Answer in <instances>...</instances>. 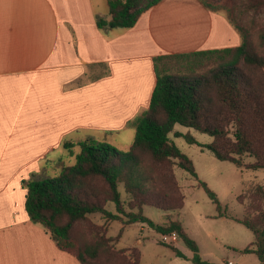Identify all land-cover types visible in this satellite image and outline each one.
Returning a JSON list of instances; mask_svg holds the SVG:
<instances>
[{
  "label": "crops",
  "instance_id": "obj_1",
  "mask_svg": "<svg viewBox=\"0 0 264 264\" xmlns=\"http://www.w3.org/2000/svg\"><path fill=\"white\" fill-rule=\"evenodd\" d=\"M99 18L108 0H0V264H82L31 220L25 183L51 176L64 143L130 128L149 108L155 57L242 43L203 0H161L132 27Z\"/></svg>",
  "mask_w": 264,
  "mask_h": 264
},
{
  "label": "trees",
  "instance_id": "obj_2",
  "mask_svg": "<svg viewBox=\"0 0 264 264\" xmlns=\"http://www.w3.org/2000/svg\"><path fill=\"white\" fill-rule=\"evenodd\" d=\"M160 1L108 0L110 19L99 18L97 24L100 28L132 27ZM216 1L203 0L210 10H222ZM232 8L227 16L242 36L241 45L154 58L156 86L149 108L129 123L136 131L129 151L93 138L64 143L71 154L72 148L79 146L75 163L64 166L54 176L32 178L25 183L26 210L31 220L42 224L59 249L74 255L82 264H95L103 254L108 255V264H142L140 248L133 247L128 255L115 251L117 238L106 237L99 229L89 240L76 242L74 227L95 213L124 225L142 223L164 235L175 234L193 252L195 264H211L202 259L197 242L179 217H169L158 224L144 214V206L166 212L183 207L173 160L198 179L193 161L170 138L176 124L212 136L213 141L203 147L217 159L238 167L264 168V54L259 51L264 48V27L255 31L256 43L250 29L234 16V10L240 16L260 15L264 0H239ZM247 70L256 73L255 77ZM174 135L184 134L176 131ZM186 138L190 143L197 142L189 135ZM246 156L254 161L246 163ZM145 158L163 167L160 178L152 173ZM120 184L129 194L130 211L124 207ZM199 185L221 209L217 194L207 183L199 180ZM251 198L254 208L249 207L248 212L254 215L236 220L255 235L244 253L256 254L264 264V187H257ZM109 202L115 203L116 213L106 208ZM170 247L177 256L185 257L179 248Z\"/></svg>",
  "mask_w": 264,
  "mask_h": 264
},
{
  "label": "rangeland",
  "instance_id": "obj_3",
  "mask_svg": "<svg viewBox=\"0 0 264 264\" xmlns=\"http://www.w3.org/2000/svg\"><path fill=\"white\" fill-rule=\"evenodd\" d=\"M238 1L218 0L216 4L223 8L221 11L229 15V10H233L232 7ZM234 12L237 22L248 27L253 34L259 28L264 27V12L260 15L247 14L243 16H240L235 10ZM253 38L257 43L256 34ZM259 51L264 54V48H259ZM248 73L256 75L252 71H248ZM176 131L182 132L184 135L177 137L174 135ZM174 132L170 133V138L193 161L198 179L178 166L173 160L172 168L182 191L183 207L180 210L166 212L145 205L144 214L158 224L167 222L169 217H179L187 233L197 242L202 259L211 264H260L256 254L243 251L255 240L254 233L236 219L247 217L249 215L248 208H254L251 205L253 202V200L251 202L252 192L256 191L259 186L264 187V168L238 167L230 161L217 159L211 150L203 147L211 143L213 137L194 128L176 124ZM186 135L193 137L197 142L190 143ZM134 137L135 130L130 127L116 135L110 143L123 151H129ZM72 151L73 154L65 147L59 150L58 154H64L62 162L51 168L49 175L54 176L64 166L75 163L76 154L80 151L79 146L73 147ZM53 157L56 158L58 155L55 154ZM144 161L153 171L152 173L160 178L163 167L152 164L148 158H145ZM244 161L250 163L254 161V158L246 156ZM199 180L207 183L217 194L222 205L221 209L217 208V205L199 185ZM120 190L124 207L130 211L132 208L129 205V194L126 193L123 184H120ZM261 207L264 210V205ZM106 208L114 213L117 212L113 202L107 203ZM133 210L136 212L137 208ZM96 229H99V232H104L106 237L117 238L113 245L115 251H125L128 255L133 247L141 248L143 262L142 259L140 262L142 264H195L192 261L193 256H191L193 252L180 239L174 242L169 238V235L159 233L147 224L124 225L119 220H107L101 213L91 214L86 220L76 224L73 230L76 242L81 243L89 240L96 234ZM121 230L123 231L120 234ZM119 234L120 236H118ZM138 240H141L143 244L138 245ZM169 240L171 241L169 242ZM170 245L185 247L186 254L183 252L185 257L177 256ZM108 259V255L103 254L95 264H108Z\"/></svg>",
  "mask_w": 264,
  "mask_h": 264
},
{
  "label": "built area",
  "instance_id": "obj_4",
  "mask_svg": "<svg viewBox=\"0 0 264 264\" xmlns=\"http://www.w3.org/2000/svg\"><path fill=\"white\" fill-rule=\"evenodd\" d=\"M169 238L172 240V241H176L177 240V236L175 234H172V235H169ZM169 240V242L171 241Z\"/></svg>",
  "mask_w": 264,
  "mask_h": 264
}]
</instances>
